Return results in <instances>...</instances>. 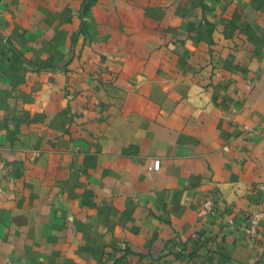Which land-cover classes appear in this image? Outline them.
<instances>
[{
	"label": "crops",
	"instance_id": "obj_1",
	"mask_svg": "<svg viewBox=\"0 0 264 264\" xmlns=\"http://www.w3.org/2000/svg\"><path fill=\"white\" fill-rule=\"evenodd\" d=\"M0 264H264V0H0Z\"/></svg>",
	"mask_w": 264,
	"mask_h": 264
},
{
	"label": "built area",
	"instance_id": "obj_2",
	"mask_svg": "<svg viewBox=\"0 0 264 264\" xmlns=\"http://www.w3.org/2000/svg\"><path fill=\"white\" fill-rule=\"evenodd\" d=\"M214 203L211 197H208L201 205V208L198 212L199 217H204L209 214L214 213ZM262 212L260 210H256L252 212L246 221V224L244 226V231L247 237L251 239H255L257 237L258 233V225H259V220L261 218Z\"/></svg>",
	"mask_w": 264,
	"mask_h": 264
}]
</instances>
